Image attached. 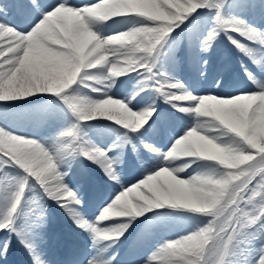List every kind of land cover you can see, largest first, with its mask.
<instances>
[{
    "label": "snow or ice",
    "instance_id": "obj_1",
    "mask_svg": "<svg viewBox=\"0 0 264 264\" xmlns=\"http://www.w3.org/2000/svg\"><path fill=\"white\" fill-rule=\"evenodd\" d=\"M261 22L264 0H0V114L37 116L0 123V264H51L49 202L79 230L61 264H264ZM222 39L245 80L213 73Z\"/></svg>",
    "mask_w": 264,
    "mask_h": 264
},
{
    "label": "bare ground",
    "instance_id": "obj_2",
    "mask_svg": "<svg viewBox=\"0 0 264 264\" xmlns=\"http://www.w3.org/2000/svg\"><path fill=\"white\" fill-rule=\"evenodd\" d=\"M259 27L262 31H264V25L259 23L256 25ZM126 31V27H120L119 29H107L106 34L111 35L115 31ZM237 40H241L243 43H248L247 41H244L243 38L236 36ZM211 56V63L213 66V73L215 74L218 67H224V64H221V58L224 57L225 64L227 66H230L229 72L231 73V65H234L235 63H241L243 62L246 65H250V62L243 57L240 53L236 51V49L228 43L226 39H222L217 48L216 51L213 53L208 54ZM179 59V57H178ZM229 72L225 71V79H227V75ZM170 75H174L175 78L181 80V82H184L186 86H194L198 89H210L213 88L214 85L211 83V80L208 81H198L195 77V73L187 66V64L180 62L176 65L174 73H169ZM233 77L235 78H241V80H245L246 78L243 77V71L239 70L233 74ZM115 91V89H114ZM159 104L163 105V101H159ZM164 107H167V105H163ZM30 106H28L26 103H21L18 106H15L11 109L6 110L8 113L0 114V123L7 122L12 128H14L16 131H18L21 134H32V125L34 123H30L27 119L28 116H26L29 112ZM23 120V122H21ZM107 123V122H105ZM25 127L29 129L26 130H18L19 127ZM114 127V125H113ZM28 132V133H26ZM130 151V150H129ZM86 166L91 171L93 169L94 171H98L97 173L103 175L99 171V169L96 168L95 165L90 164L88 161H85ZM49 207V212L51 214V223H50V233L53 237V240L49 246L48 255L51 260V264H61V259H59V255L57 253L58 247L60 245L64 244L68 238L70 231H79L78 229H75V225L71 223L67 219V217L64 215L63 211L56 207V205L51 204ZM187 228V225L182 219H175L173 221L169 222V228L165 230L164 235H171L175 236L177 233H183ZM87 243L90 244V241ZM6 264H30V260L26 252L22 247L19 245H13L11 248L10 254L7 257Z\"/></svg>",
    "mask_w": 264,
    "mask_h": 264
},
{
    "label": "rangeland",
    "instance_id": "obj_3",
    "mask_svg": "<svg viewBox=\"0 0 264 264\" xmlns=\"http://www.w3.org/2000/svg\"><path fill=\"white\" fill-rule=\"evenodd\" d=\"M261 23H264V22H261ZM235 66H236L237 68H239V66H238V65H236V64H235ZM17 129H18V128H17ZM18 130H19V129H18ZM97 172H98V171H97ZM97 177H98L99 179H101V177H102V176H100V177H99V176H97Z\"/></svg>",
    "mask_w": 264,
    "mask_h": 264
}]
</instances>
